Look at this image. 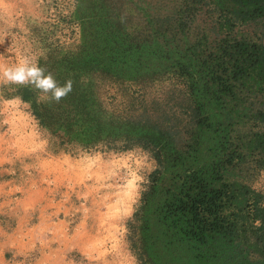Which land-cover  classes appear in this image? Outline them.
Listing matches in <instances>:
<instances>
[{"label": "rangeland", "instance_id": "374dc122", "mask_svg": "<svg viewBox=\"0 0 264 264\" xmlns=\"http://www.w3.org/2000/svg\"><path fill=\"white\" fill-rule=\"evenodd\" d=\"M230 11L211 0H0V67L27 60L73 81L57 103L0 76V264H264L251 218L264 207L263 155L250 148L264 90L219 85L209 67L225 78L224 48L264 44V16L221 28ZM186 49L189 77L165 63ZM195 179L240 184L252 213L229 206L233 233L187 236L166 204Z\"/></svg>", "mask_w": 264, "mask_h": 264}, {"label": "trees", "instance_id": "16d2710c", "mask_svg": "<svg viewBox=\"0 0 264 264\" xmlns=\"http://www.w3.org/2000/svg\"><path fill=\"white\" fill-rule=\"evenodd\" d=\"M202 1V0H200ZM222 11L231 9L230 15L224 16L225 26L222 24L221 28L233 27L234 20H246L256 19L264 16V0H211ZM222 57L229 58L228 64H232V71L225 78L220 74L214 78L219 72L216 65H212L210 61V74L213 76L214 82H219V85H224L228 82L229 78H233L235 81H242L244 84L250 81L260 90H264V44H251V43H238L236 46H227L222 51ZM178 56V57H176ZM194 54H189V49L185 50V56L181 54H169V57H165L166 65L172 64L173 66H180L182 73L189 77L193 73V58ZM220 59V56H219ZM218 59V60H219ZM226 71H223V74ZM222 74V75H223ZM224 83V84H223ZM29 93V92H28ZM22 99L26 102H31L30 95H23ZM259 120L264 123V112L259 114ZM201 125L206 123V119H200ZM164 131L159 133H152V136L157 141H162ZM157 134V135H156ZM255 138L250 142V148H258L263 155L260 162V167L264 170V132L256 133ZM187 176L190 174L186 172ZM195 189L187 191L185 198L177 200L178 204L167 203V213L174 214L175 218L185 220L184 228L187 236L192 235L193 238L199 239L201 243L205 241L206 233L213 236L230 235L236 227V223L230 219L231 215H226V210L229 206L235 207L237 210H247L252 213L251 206L256 203H252L247 197V192H242L241 185L238 183L233 184V188H230L227 184H223L221 188H210L209 184L203 182V180H196ZM186 188V185L182 183L180 187ZM193 194H192V193ZM182 193V192H181ZM228 197L226 201H221L222 196ZM258 198H255L257 203L264 199L261 194ZM251 205V206H250ZM253 207V206H252ZM247 209V210H246ZM251 218L255 222H260L259 228H257V240L264 246V207H255ZM243 212V213H244ZM250 217V216H249ZM246 217L241 215V219ZM230 219V220H229ZM187 225V226H186ZM264 253V249H263Z\"/></svg>", "mask_w": 264, "mask_h": 264}, {"label": "clouds", "instance_id": "9594fccd", "mask_svg": "<svg viewBox=\"0 0 264 264\" xmlns=\"http://www.w3.org/2000/svg\"><path fill=\"white\" fill-rule=\"evenodd\" d=\"M0 76L7 83L34 86L40 93L38 101L51 100L58 103L73 88V81L71 79L60 84L51 73L46 74L45 69L37 63H30L27 60H21L13 67H0Z\"/></svg>", "mask_w": 264, "mask_h": 264}]
</instances>
